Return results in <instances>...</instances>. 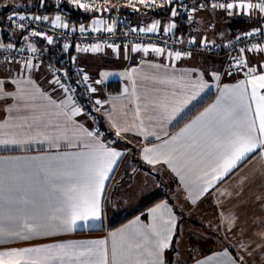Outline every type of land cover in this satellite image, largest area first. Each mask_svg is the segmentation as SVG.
<instances>
[{"label":"crops","instance_id":"obj_1","mask_svg":"<svg viewBox=\"0 0 264 264\" xmlns=\"http://www.w3.org/2000/svg\"><path fill=\"white\" fill-rule=\"evenodd\" d=\"M12 1L0 0V8L12 9L9 6ZM16 1L26 7L35 2ZM187 3L192 10L188 18L173 16L172 11L149 9L123 10L122 14L138 28L148 29L158 21L156 31L167 30L184 43L223 44L258 24L259 12L254 9L240 6L228 9L204 0H187ZM205 8L209 11H202ZM61 20L67 23L64 17ZM96 20L106 24L107 12L92 10L89 18L79 25L87 27ZM169 25L174 27L168 30ZM10 43L35 48L43 62L37 66L31 64V68L29 62L0 64V81H3L0 139L18 142L0 144V180L5 190L0 211L11 210L14 214L16 208L23 207L9 204L8 197L27 198L32 202L29 209L39 213L42 222H47V216L60 206L59 196L52 190L51 174L74 162L69 154L92 153L103 144L122 155L116 158L105 180L100 219L78 220L71 230H47L27 240L10 239L0 243V251L59 244L83 250L94 247L87 242L104 240L108 264H112V233H117L118 247L122 236L133 237V245L144 244L141 232L154 241L150 232L154 223L151 210L164 205L156 214L155 223L162 224L161 214L165 219L169 215L175 219L172 240L163 253L164 264H228L229 261L258 264L259 259H264V156L260 150L249 154L221 180L213 181L208 192L202 193L203 174L207 171V178L211 179V169L184 168L185 160L195 157L196 150L181 156L180 152L185 151L182 146L188 141L185 138L172 141V137L179 136L182 129L206 110L212 112L205 121L236 106L239 96L236 86L264 74V47L247 52L238 70L222 57L192 54L176 59L151 49L148 53L143 48L134 52L130 46H105L95 52L88 48L72 53L86 71L92 89H96L94 96L101 101L99 116L106 133L99 136L82 110L73 115L79 107L72 104L53 79L49 65L63 59L60 48L41 37L24 34L9 23L0 24V44ZM250 68L255 71L250 73ZM110 81L118 82L117 90L108 87ZM247 93L254 118L256 104L250 98L251 85H247ZM260 93L264 94V89ZM176 108L180 111L169 119ZM256 123L259 134V121ZM89 132L93 135L88 136ZM165 142H171L170 149H180L178 159L172 165L163 159L148 164L143 149ZM148 203L151 204L139 213L113 226ZM5 226L11 227V222L5 220ZM202 226L206 227L207 238L201 243L194 240L193 234ZM213 237H217L219 244L213 243ZM151 247V243L139 250L126 247L121 258L127 264H135L137 260L151 264L153 257L148 255ZM99 258L88 255L80 259Z\"/></svg>","mask_w":264,"mask_h":264},{"label":"snow or ice","instance_id":"obj_2","mask_svg":"<svg viewBox=\"0 0 264 264\" xmlns=\"http://www.w3.org/2000/svg\"><path fill=\"white\" fill-rule=\"evenodd\" d=\"M141 4H145L146 0H139ZM154 3V0H152ZM71 3L76 5L80 9H89V5L81 3V0H71ZM233 4L227 5L228 9L233 8ZM220 7H224L220 5ZM241 7L247 8H259L261 12H264V0L259 4H241ZM15 13L13 14V16ZM173 16L176 12L173 10ZM13 16H8V20L11 21ZM19 19L23 21L24 16H20ZM40 19V17H35ZM47 19V17H45ZM60 16L55 18L57 27H68L67 24L61 25L59 21ZM102 21H93L94 25L100 24ZM158 21L153 23L148 29V32H155L158 26ZM174 25H169L168 30ZM98 30V29H93ZM81 31L84 28L81 27ZM107 31H112L109 27ZM144 31V29H141ZM33 35H37L33 33ZM248 35H251L249 33ZM48 43H52V39L48 38ZM11 47V45H9ZM67 48V45H65ZM36 51L35 48L31 49ZM92 51H99L100 46L95 45ZM140 50V46H135L132 51ZM145 53H148L149 48L142 49ZM88 51V49H84ZM152 52L161 54L163 49L153 47ZM169 55H173L169 53ZM176 59H180L181 54L176 52ZM243 63V61H241ZM31 68V63L28 64ZM255 69L250 68L249 72H254ZM106 75V74H105ZM219 78L218 76L216 77ZM85 80L87 77L85 76ZM59 83V81H56ZM99 83V81H97ZM3 81H0V91H2ZM247 85H251V100L255 101V117L251 115V107L248 104ZM204 85L201 84V87ZM61 87H63L61 85ZM236 89L239 90L238 103L236 106H230L226 108L223 113L216 117L205 121V117L209 116L212 109H208L205 113H202L200 117L194 120L181 130L179 136L172 137V141L185 138L188 142L182 147L184 152H180V149L169 148V143L165 142L155 148H144V159L148 164H156L163 159L164 163L172 165L175 160L178 159L177 153L180 152L181 156H186L187 151L196 150V156L192 159L185 160L184 168L191 170L192 167H199L200 169H211V179H208L209 173L204 172L203 178L205 180L202 187V193L208 192L212 186L213 181H219L235 169L238 164L243 162L249 154L256 152L258 149L262 156H264V94L260 93V90L264 89V74L253 76L246 83L241 81ZM96 91V89H92ZM10 95V94H7ZM194 98V97H192ZM97 105L101 104L100 100L95 102ZM187 103V101H185ZM215 107V106H213ZM180 111L179 108L173 110V113L169 116V119ZM80 108H75L73 115L79 114ZM258 133L257 134V123ZM199 125V127H197ZM115 126V125H114ZM120 134V130H117V135ZM91 132L88 136H92ZM157 139L159 137L157 136ZM18 143L14 139H0V144H15ZM74 158V162L63 170L53 172L52 190L59 196V204L55 211L47 216V222H42L39 213L33 212L29 209V205L32 203L27 198L20 200H13L8 197L9 204H19L23 207L15 209V213L11 210L8 212L0 211V243H5L10 239L27 240L32 235H39L43 231L52 230L56 228H64L65 230L73 229L77 221H86L88 219H100V197L104 190L105 180L109 178V173L112 171V165L116 163V158L122 155L121 152L106 148L103 144L95 149L92 153H78L69 154ZM173 171H179L173 167ZM183 179V177H182ZM3 181L0 180V200L5 199L4 196ZM10 191V189H9ZM164 205H157L152 209L154 223L150 226L151 236L155 237L152 241L146 233H139L144 237V244L139 242L133 245V237H123L121 244L117 245L115 237L117 233H112L113 246H112V264H127L122 259L124 249L137 250L146 248V245L151 243V250L148 251V255L153 259L151 264H164L163 253L169 247V243L172 240V230L175 227V219L168 216L167 219L164 215L159 216V220L162 224L157 225V213L160 212ZM170 211V210H169ZM139 219V218H137ZM5 220L11 222V227L5 226ZM31 221V222H30ZM126 241V243H125ZM94 247H87L83 250L76 249L73 245H49L45 247H30L22 249H10L6 251H0V264H108L107 249L103 247L104 240L87 242ZM88 255H97L100 258L95 261L84 260L80 258ZM135 264H148L147 261L141 262L135 261ZM228 264H234L229 261Z\"/></svg>","mask_w":264,"mask_h":264},{"label":"built area","instance_id":"obj_3","mask_svg":"<svg viewBox=\"0 0 264 264\" xmlns=\"http://www.w3.org/2000/svg\"><path fill=\"white\" fill-rule=\"evenodd\" d=\"M68 3L77 7L71 0ZM212 5H223L227 8L229 3L234 6L251 3L259 4L262 0H204ZM81 3L89 5L86 11L98 10L106 11L108 14V22L102 24H90L87 27L74 23H64L59 21L61 25L67 24L68 27H57L55 18L38 13L37 11H15L7 15V22L21 30L22 33L38 36L46 41L50 37L52 43L61 48L64 53L63 59L59 63L49 65L53 79L59 81L57 85L61 87L73 105L79 107L84 115L91 121L92 130L96 135H105V129L100 121L99 111L100 105L95 102L98 100L92 91V86L86 74V71L73 58L72 53L93 48L95 45L100 47H122L137 45L140 48L153 47L163 49L164 53L179 52L181 57L199 54L204 56L222 57L226 63L238 70L245 61L247 52L264 47V12L259 8L253 7L259 12L258 24L255 28L242 32L223 44L212 43H195L193 41L184 43L181 39L176 38L171 32L155 31L148 32L147 29L138 28L131 24L130 20L122 14L123 10L138 11L141 9L158 10L163 7H171L176 14L188 18L191 14V8L187 0H146L145 4H141L139 0H81ZM78 8V7H77ZM80 9V8H79ZM85 10V9H83ZM15 15L13 16V14ZM8 16H13L11 21ZM20 16L25 19L21 21ZM40 17V19H35ZM47 17V19H45ZM81 27L84 31H81ZM111 27L112 31H107ZM98 30H93V29ZM144 29V31H141ZM251 33V35H248ZM11 45V47H9ZM67 45V48H65ZM72 56V57H71ZM243 61V63H241ZM29 62L34 65H40L42 57L36 51L19 44H0V64ZM85 76L87 80H85Z\"/></svg>","mask_w":264,"mask_h":264},{"label":"trees","instance_id":"obj_4","mask_svg":"<svg viewBox=\"0 0 264 264\" xmlns=\"http://www.w3.org/2000/svg\"><path fill=\"white\" fill-rule=\"evenodd\" d=\"M15 11H37L38 13H41L44 15L56 14L57 16L64 17L67 23H74L77 25L86 21L89 18V13H90V11H86V10L74 7L73 5L68 3L66 0H35V2H33V4L29 5L28 7L22 4V6L18 7V9H15V10L13 8L12 9L0 8V24H8L7 15ZM153 11H171V7H163L158 10H153ZM60 51L62 52L61 48H60ZM118 86L119 85L117 81L108 82L109 88H114L115 90H117ZM150 204L151 203H148L145 206L138 209L137 211L124 217L123 219L115 223L113 226L125 221L132 215L139 213L140 211L148 207Z\"/></svg>","mask_w":264,"mask_h":264},{"label":"rangeland","instance_id":"obj_5","mask_svg":"<svg viewBox=\"0 0 264 264\" xmlns=\"http://www.w3.org/2000/svg\"><path fill=\"white\" fill-rule=\"evenodd\" d=\"M9 6L11 7V8H18V7H20V6H22V4H20L18 1H16V0H13L12 2H10L9 3ZM236 7V6H235ZM3 8H8V7H3ZM2 8V9H3ZM239 8H243V7H239ZM247 8V7H246ZM251 9V8H250ZM255 10V9H254ZM202 11H209L208 9H203ZM45 40V39H44ZM48 42V41H47ZM78 52H81V51H78ZM76 54V53H75ZM32 65H34V64H32ZM203 226H205V225H203ZM200 227V228H198V230H196V232H194V234H193V238H194V240H201V243L203 242V241H205L204 239H205V237L207 238V236H206V227ZM207 234H208V232H207ZM213 240H215L213 243L214 244H219V242H218V239H217V237H213ZM258 264H264V259H259V261H258Z\"/></svg>","mask_w":264,"mask_h":264}]
</instances>
